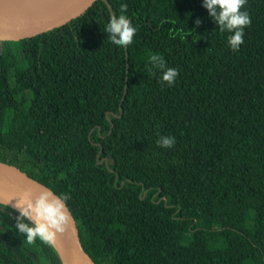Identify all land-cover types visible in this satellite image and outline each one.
I'll return each mask as SVG.
<instances>
[{
    "label": "trees",
    "instance_id": "1",
    "mask_svg": "<svg viewBox=\"0 0 264 264\" xmlns=\"http://www.w3.org/2000/svg\"><path fill=\"white\" fill-rule=\"evenodd\" d=\"M107 1L137 28L125 48L106 39L103 1L0 41V162L70 197L94 264H264V0L242 9L237 52L203 0ZM153 54L172 86L145 70ZM18 215L0 202V264H62L17 235Z\"/></svg>",
    "mask_w": 264,
    "mask_h": 264
},
{
    "label": "clouds",
    "instance_id": "2",
    "mask_svg": "<svg viewBox=\"0 0 264 264\" xmlns=\"http://www.w3.org/2000/svg\"><path fill=\"white\" fill-rule=\"evenodd\" d=\"M247 0H203L202 7L216 24L220 32H227V46L233 51H239L244 43V30L251 24V17L245 8ZM127 10V4L120 5V12ZM195 26L201 21L197 19ZM106 39L117 48H125L133 43L137 28L124 14L113 15L109 18L104 28ZM145 70L150 74L160 73L159 82L162 85L172 86L178 76L177 70L169 68L164 58L153 54L148 58ZM175 137L160 136L156 141L158 147L170 149L175 145ZM67 194H56L51 189H46L34 200L30 194H24L13 208L19 215L15 217V230L18 236L26 237L27 244L32 245L37 240L41 244L54 247L57 238L63 235L72 222L69 214ZM28 220L31 223H24Z\"/></svg>",
    "mask_w": 264,
    "mask_h": 264
},
{
    "label": "water",
    "instance_id": "3",
    "mask_svg": "<svg viewBox=\"0 0 264 264\" xmlns=\"http://www.w3.org/2000/svg\"><path fill=\"white\" fill-rule=\"evenodd\" d=\"M97 1H103L113 16L107 0H0V41H21L61 27L80 17ZM119 112L117 117L122 114L121 106ZM46 189L49 188L30 178L16 166L0 162V202L13 207L24 194H30L34 200ZM69 214L72 222L65 233L58 236L55 245L61 262L94 264L81 245L70 211Z\"/></svg>",
    "mask_w": 264,
    "mask_h": 264
},
{
    "label": "flooded vegetation",
    "instance_id": "4",
    "mask_svg": "<svg viewBox=\"0 0 264 264\" xmlns=\"http://www.w3.org/2000/svg\"><path fill=\"white\" fill-rule=\"evenodd\" d=\"M96 144H98V143H96ZM100 152H101V148H100V150H99V152H98V154H97V158L99 157V155H100ZM108 157H104V156H102V158H101V160L99 161V163H104V164H107L108 163Z\"/></svg>",
    "mask_w": 264,
    "mask_h": 264
}]
</instances>
